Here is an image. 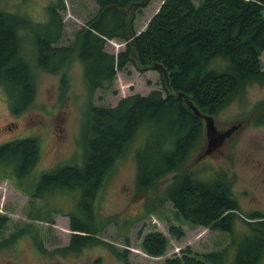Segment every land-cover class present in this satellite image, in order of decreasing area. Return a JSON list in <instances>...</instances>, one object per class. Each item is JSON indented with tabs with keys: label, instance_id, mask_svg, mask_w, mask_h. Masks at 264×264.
<instances>
[{
	"label": "trees",
	"instance_id": "1",
	"mask_svg": "<svg viewBox=\"0 0 264 264\" xmlns=\"http://www.w3.org/2000/svg\"><path fill=\"white\" fill-rule=\"evenodd\" d=\"M93 1L95 12L76 29L69 44H55L62 29L58 13L62 0L45 6L48 19L44 22L31 23L23 15L0 9V83L9 91L6 103L12 113L25 110L33 96L30 63L21 52V32L26 29L41 31L31 45L34 63L55 72L76 57L88 94L96 88L110 89L115 71L129 62L138 71L160 63L168 76L163 94L153 88L146 94L121 96L114 105L90 102L80 131V161L41 171L33 189L25 188L21 179L36 160L35 139L18 137L0 143V177L12 179L28 195L26 218L51 222L52 212L58 210L47 206L45 200L35 203L34 197L67 193L73 198L74 205L66 212L72 230L68 242L46 252L62 256L92 244H105L96 236L105 220H111L116 232L123 233L137 219L113 215L104 220L97 207L99 187L138 130L145 128L148 136L157 125L163 134L153 146V160L143 165L141 155L135 156L134 188L145 197L143 214L152 213L168 200L174 213L191 224L229 232L228 242L220 248L198 253L185 246L179 254L165 257L163 264H264V212L253 211L247 214L248 219H239L223 171L202 179L185 167L190 152L203 139V122L177 96L181 90L200 112L213 114L242 93L247 83L264 81L259 61L264 50V0H200L196 4L163 0L138 33L134 20L149 0ZM111 38L123 42L116 53L103 48L105 40ZM65 84L62 73L60 89ZM253 110L257 114L253 123L264 122V98ZM170 172L171 182L152 200L148 194ZM235 217L244 223L245 230L234 231ZM168 228L179 234L178 226ZM32 239L43 250L40 241ZM165 244L166 238L159 231H148L141 240L150 255H161ZM112 251L129 264L124 255Z\"/></svg>",
	"mask_w": 264,
	"mask_h": 264
},
{
	"label": "rangeland",
	"instance_id": "2",
	"mask_svg": "<svg viewBox=\"0 0 264 264\" xmlns=\"http://www.w3.org/2000/svg\"><path fill=\"white\" fill-rule=\"evenodd\" d=\"M52 1L54 0H0V9L23 15L31 23L44 22L48 19L45 6ZM161 1L163 0H149L142 8V13L134 20L135 30L144 28L147 18L157 10ZM191 1L196 4L200 0ZM62 2L63 8L58 10L62 29L55 44L71 43L76 29L96 10L93 0ZM262 12L264 16V7ZM39 35V29L21 32V52L30 63L33 83V96L29 106L21 112L12 113L6 103L9 91L0 83V143L18 137H32L36 141V160L21 179L27 189L34 188L41 171L63 163L80 161V131L90 102L114 105L121 96L133 92L146 94L153 88L164 93L163 78L158 69L138 71L129 62L124 68L115 71L110 89L96 88L92 94H88L84 86L82 65L76 57H71L66 65L55 72H49L34 63L31 45L34 46ZM103 48L107 52L116 53L123 48V42L115 38L106 39ZM259 61L261 69H264V50L259 55ZM62 73L66 79L63 90L60 89ZM263 98L264 81L247 83L242 93L212 114L219 129L235 122H240V125L219 149L198 158L205 142L203 134V139L190 152L185 164L193 176L202 179L213 178L220 171L225 173L229 193L237 203L238 209L235 211L239 219H248L247 214L253 211L264 212V122L253 123L257 117L253 106ZM162 134V128L157 125L152 126L148 136L145 128L139 129L124 152L114 160L99 187L97 207L104 220L113 215L119 219H137L123 233H117L116 224L105 220L96 233L105 244L85 246L69 255L61 256L46 250L68 242L71 231L66 212L72 207L71 195L59 193L44 198L34 197L35 203L43 204L45 200L47 206L58 210L52 212L51 222L29 220L24 214L28 195L17 188L12 179L0 177V264H124L112 248L124 255L129 264H163L165 257L179 254L185 246L198 253L224 246L229 240L228 231L191 224L174 213L168 200L158 205L152 213L143 214L145 197L134 188L135 156L141 155L140 164L151 162L154 156L153 146L157 145ZM171 175L170 172L164 176L151 190L148 195L152 200L156 199V194L162 193L166 183L171 182ZM43 211L41 208V213ZM235 218L234 231L245 230L244 223ZM171 224L179 227L178 235L169 230ZM148 231H159L165 236V250L161 255H150L142 248V237ZM12 233H15L14 236L9 238ZM32 233L40 241L43 250L34 243Z\"/></svg>",
	"mask_w": 264,
	"mask_h": 264
},
{
	"label": "water",
	"instance_id": "3",
	"mask_svg": "<svg viewBox=\"0 0 264 264\" xmlns=\"http://www.w3.org/2000/svg\"><path fill=\"white\" fill-rule=\"evenodd\" d=\"M150 17L147 18V21L150 19ZM140 30L141 29H137L135 33H138ZM154 66L161 72L164 83L168 87V76L166 69L157 62L154 63ZM177 96L180 97L184 101L185 105L192 111V113L199 116L203 122V134L205 142L203 143L200 153L197 156L198 158L213 153L219 149L224 140L229 137L231 133L240 125V122H235L223 129H219L215 124L212 113L200 112L189 99L188 95L181 90L177 91Z\"/></svg>",
	"mask_w": 264,
	"mask_h": 264
}]
</instances>
